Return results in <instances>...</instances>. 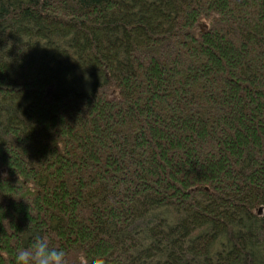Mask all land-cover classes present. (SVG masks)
<instances>
[{
  "label": "trees",
  "instance_id": "1",
  "mask_svg": "<svg viewBox=\"0 0 264 264\" xmlns=\"http://www.w3.org/2000/svg\"><path fill=\"white\" fill-rule=\"evenodd\" d=\"M37 234L264 264V0H0V264Z\"/></svg>",
  "mask_w": 264,
  "mask_h": 264
},
{
  "label": "clouds",
  "instance_id": "2",
  "mask_svg": "<svg viewBox=\"0 0 264 264\" xmlns=\"http://www.w3.org/2000/svg\"><path fill=\"white\" fill-rule=\"evenodd\" d=\"M32 250H21L16 255L17 264H65V252L50 249L45 239L38 234L34 236ZM72 264H108L106 258L97 252L81 249L75 253Z\"/></svg>",
  "mask_w": 264,
  "mask_h": 264
},
{
  "label": "bare ground",
  "instance_id": "3",
  "mask_svg": "<svg viewBox=\"0 0 264 264\" xmlns=\"http://www.w3.org/2000/svg\"><path fill=\"white\" fill-rule=\"evenodd\" d=\"M47 97V95H45V98Z\"/></svg>",
  "mask_w": 264,
  "mask_h": 264
},
{
  "label": "rangeland",
  "instance_id": "4",
  "mask_svg": "<svg viewBox=\"0 0 264 264\" xmlns=\"http://www.w3.org/2000/svg\"><path fill=\"white\" fill-rule=\"evenodd\" d=\"M50 91V90H49Z\"/></svg>",
  "mask_w": 264,
  "mask_h": 264
}]
</instances>
